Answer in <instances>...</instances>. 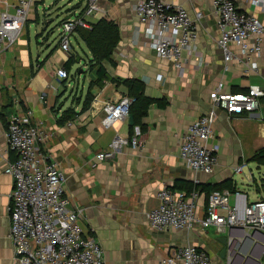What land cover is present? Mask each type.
<instances>
[{"label":"crops","instance_id":"crops-1","mask_svg":"<svg viewBox=\"0 0 264 264\" xmlns=\"http://www.w3.org/2000/svg\"><path fill=\"white\" fill-rule=\"evenodd\" d=\"M30 1L19 37L0 56V264H12L14 254L8 215L13 182L4 169L16 156L5 138V121L15 102L32 111L34 122L46 134L43 151L64 173L66 195L73 207L82 209V232L99 243L104 264H160L162 258L186 245L206 251L212 264H262L263 232L215 227L204 231L196 227L155 231L149 227L146 214L159 205L157 194L165 187L198 188L199 207L204 205L207 191L228 180L247 202L262 197L258 181L263 179L257 174L263 163L254 157L264 150V99L257 111L242 116L216 111L209 142L217 155L213 173H194L178 156L190 124L210 110V96L217 84H223L224 93L264 84V47L260 58H248L257 64V71L237 60L225 68L217 46L219 33L212 0H163L183 6L197 29L194 51L183 52V72L179 73L171 62L157 58L137 33L138 27L141 30L133 10L137 0H101L100 10L85 20L90 27L100 19L113 21L119 42L111 56L115 65H105L108 78L99 88L92 85L96 68L78 32L71 36L69 54L57 42L61 22L81 10L82 1ZM259 3L238 0L237 4L239 10L264 24V0ZM2 9L0 3V12ZM198 13L200 19L196 18ZM233 52L238 53L234 48ZM69 57L74 63L68 80L61 79L56 71ZM131 79L143 84L146 97L163 100L165 106H149L141 121L143 129L141 124L130 126L128 120L105 129L101 125L103 106L128 96L124 81ZM116 136H136L141 147L133 150L122 146L112 159L98 161L95 156L106 150ZM240 166L241 172L235 173ZM237 201L241 199L230 197L231 206ZM222 238L234 245L225 258L220 256Z\"/></svg>","mask_w":264,"mask_h":264},{"label":"built area","instance_id":"built-area-1","mask_svg":"<svg viewBox=\"0 0 264 264\" xmlns=\"http://www.w3.org/2000/svg\"><path fill=\"white\" fill-rule=\"evenodd\" d=\"M83 8L61 22L57 35L59 48L66 54L71 51V36L77 28L90 29L87 17L100 10L101 0H80ZM0 56L11 48L19 37L31 8L30 0H0ZM238 0H212L219 38L217 46L223 54L225 68L232 60L241 61L249 70L257 71V64L249 56L260 58L264 47V24L255 16L239 10ZM258 5L259 0H251ZM12 9V11H10ZM133 10L139 26L138 34L146 40V46L161 60L171 62L176 71L183 72V52L192 53L197 29L188 11L181 5L163 0H137ZM200 19L201 14H196ZM233 48L238 53L233 52ZM264 56V55H263ZM56 76L68 80L69 73L60 68ZM222 83L217 84L210 96V110L190 124L179 148V160L194 173L211 174L217 166L213 138L216 111L228 116H242L257 111L264 99V84L251 85L245 91L224 93ZM44 103V96H40ZM134 100L128 96L103 106L101 125L111 128L116 122L127 121ZM72 122H67L71 125ZM7 146L16 156L4 169L11 177L8 215L10 240L13 245L12 264H104L99 243L84 236L80 226L82 209L73 207L65 192L66 177L56 163L43 151L46 134L34 122L29 109L15 102L5 121ZM122 146L133 150L141 147L138 137L116 136L106 150L98 153V161L110 160ZM242 166L235 168L241 172ZM263 186V185H262ZM260 192V186H258ZM200 192H189L172 187L162 188L157 198L159 205L146 214L149 227L155 231H178L199 228L230 230L242 228L249 232L264 233V198L247 202L238 191L213 190L205 195L204 205L199 207ZM237 201L230 205V197ZM199 210L201 213H198ZM234 245L229 239L227 252ZM160 264H212L206 251L192 245L178 248L172 256L161 259ZM264 264V261L263 263Z\"/></svg>","mask_w":264,"mask_h":264},{"label":"trees","instance_id":"trees-1","mask_svg":"<svg viewBox=\"0 0 264 264\" xmlns=\"http://www.w3.org/2000/svg\"><path fill=\"white\" fill-rule=\"evenodd\" d=\"M75 31L78 32L79 37L85 43L87 49L91 54L90 62L94 64L96 68V80L92 82V85L97 87H102V82L107 80L108 74L106 72L105 65L109 64L114 66V62L111 59L114 49L119 42V31L117 25L113 21H108L106 19H100L97 23L92 25L90 29L77 28ZM74 63V58L69 57L68 60L64 63L63 69L68 73L71 66ZM124 83L129 88L128 97L132 98L134 102L130 106L129 113L133 117L134 125L141 124L142 119L146 116L147 109L151 105H157L158 107L163 108L166 102L163 100H156L144 95V86L143 84L131 79L125 80ZM141 128L143 126L141 124ZM254 159L259 163H264V150L259 151ZM175 189L189 192L192 189L198 190L196 187H188L185 189ZM226 189L229 191H234L235 188L231 185V182L228 180L224 182L220 187L210 189L205 193L208 195L213 190H222ZM200 192V190H198ZM201 194V192H200Z\"/></svg>","mask_w":264,"mask_h":264},{"label":"water","instance_id":"water-1","mask_svg":"<svg viewBox=\"0 0 264 264\" xmlns=\"http://www.w3.org/2000/svg\"><path fill=\"white\" fill-rule=\"evenodd\" d=\"M128 123H129L130 126H134L132 115H129ZM220 242H221V245H222V249L220 251V256L222 258H225L226 254H227V242H228V240L226 238H222Z\"/></svg>","mask_w":264,"mask_h":264},{"label":"rangeland","instance_id":"rangeland-1","mask_svg":"<svg viewBox=\"0 0 264 264\" xmlns=\"http://www.w3.org/2000/svg\"><path fill=\"white\" fill-rule=\"evenodd\" d=\"M80 53V52H79ZM80 56H81V54H80ZM81 70V69H80ZM74 76H75V74H74ZM254 121H255V119H254ZM263 122H264V114H263ZM264 161V160H263ZM259 170L261 171V173L260 174H257V175H259L260 177H262V181L263 182H261V180H259L258 181V186H260V194L262 195V197L264 198V163H263V166H260V168H259ZM262 183V184H261ZM263 185V186H262ZM256 194H257V192H256Z\"/></svg>","mask_w":264,"mask_h":264}]
</instances>
